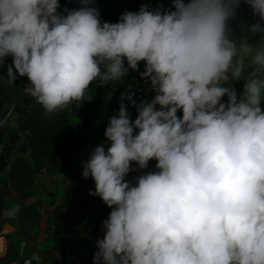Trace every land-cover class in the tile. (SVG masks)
Masks as SVG:
<instances>
[{
    "label": "clouds",
    "instance_id": "1",
    "mask_svg": "<svg viewBox=\"0 0 264 264\" xmlns=\"http://www.w3.org/2000/svg\"><path fill=\"white\" fill-rule=\"evenodd\" d=\"M80 3L60 12L59 0H0V66L11 56L9 82L27 77L24 91L51 117L144 62L156 94L137 104L121 93L107 148L82 161L89 195L111 209L92 264H264V0H243L259 17L247 29L261 34L255 44L231 38L241 0L143 4L114 23ZM151 160L156 171L125 179Z\"/></svg>",
    "mask_w": 264,
    "mask_h": 264
},
{
    "label": "trees",
    "instance_id": "2",
    "mask_svg": "<svg viewBox=\"0 0 264 264\" xmlns=\"http://www.w3.org/2000/svg\"><path fill=\"white\" fill-rule=\"evenodd\" d=\"M162 0H94L91 5L100 13L102 22H117L120 15L125 11L136 12L137 5H150L161 2ZM60 12L67 8L69 10L80 8L83 5L80 0H59ZM259 20L254 16L251 8L241 3L236 10V16L229 21L232 29L231 36L238 38L248 35L249 43H258L260 33L249 35L247 29L250 25ZM12 57L5 59L4 65L0 66V111L6 103L12 105L11 110L16 115V126L7 130L6 125L0 123V211L5 197L9 193L14 195L15 200H22L28 196L30 188L34 185V174L38 173L45 164L54 170H64V179L66 184L63 187L64 193L81 191L82 183L68 170L71 162V154L79 152L89 146V144L100 145L101 139L88 137L84 132L76 130L70 123V116H77L86 121L87 112L91 110L95 114L103 112L109 104V94L111 93V84L103 87L98 86V81H93L86 93L91 95V100H85L83 103L73 102L67 108L51 117L45 115L44 109L35 102V99L26 92L19 94L15 92L3 91L5 87L14 85L15 88H23L29 82L27 77L17 74L15 81L9 82L7 77V67L11 65ZM141 66L139 63L138 68ZM15 72V69L13 68ZM136 73L140 75L139 70L129 69L128 74ZM15 144L17 145L14 149ZM107 148L106 145H104ZM19 151V155H13V152ZM30 160V162L27 161ZM156 161L151 160L147 168L139 169L133 162V171L125 177L131 183H135V178L145 172L156 171ZM7 168V178L1 176V173ZM38 201L27 202L19 205L17 212V228H21L24 223L32 222L38 212ZM64 203H57L50 209V218L56 221L63 214ZM109 212H102L93 218H89L84 225H98L108 217ZM76 228V227H75ZM7 244L4 253L0 256V264H6L16 260L15 244L9 235H5ZM20 236V235H19ZM75 240V239H74ZM69 243L76 244L78 247L89 250L92 254L97 251L96 243H87L76 241ZM94 247V250H93ZM43 253L50 262H54L57 254L49 249H42L39 254L43 260ZM18 264V263H14Z\"/></svg>",
    "mask_w": 264,
    "mask_h": 264
},
{
    "label": "crops",
    "instance_id": "3",
    "mask_svg": "<svg viewBox=\"0 0 264 264\" xmlns=\"http://www.w3.org/2000/svg\"><path fill=\"white\" fill-rule=\"evenodd\" d=\"M231 38L239 42L242 37L235 38L231 36ZM143 70L144 62L141 61L139 72H142ZM250 70L251 69L249 68L248 71ZM135 74L136 73L130 74V78L133 79ZM126 82H130V79ZM244 82L243 78L237 81H232V86L238 95L243 91ZM120 84H122V81ZM121 93H125L123 89L120 87L114 89L111 83V93L109 94V104L107 108L99 114H95L89 110L85 122H83L80 117L70 116L69 120L73 128L84 132L88 137L101 139V142L108 146L104 131L108 125L109 118L118 114ZM223 101L227 102V96L223 97ZM136 102L139 104L141 101ZM124 103L128 108L130 119L134 120L137 115L136 107L130 104L127 100H125ZM177 115H181L179 110ZM96 146L97 145L91 143L84 150L73 152L71 154V162L68 170L82 183L83 188L81 191L64 193L63 187L66 184L64 179L65 171L54 170L50 168L49 165L45 164L41 167L38 173L34 174V185L30 188L31 193L28 196L20 201L15 200L14 195L11 193H9V196L5 197L1 209L5 207H11L12 209L14 207L15 209L16 205H20L21 202L27 203L38 201V212L34 220L32 222L24 223L23 226L19 228L23 229L26 234H31L33 237H36L37 233L41 232L40 227L37 225L38 216L39 214H44L45 216L47 224L45 243H39L38 240L37 242H35L36 240L33 242L28 239L26 253L35 251L39 255V252L45 248L58 254L64 247H66L70 254L75 258V264H92V257L95 251L90 254L89 250L78 247L76 244L69 242L75 239L74 242L81 241L95 244L98 239H102L104 235L102 222L108 217L94 227L92 225H84V222L89 218L95 217L99 213L111 211V209L106 206L98 196L89 195L90 190L94 191V181L91 177L84 179L81 175L82 161H86L89 158L91 150ZM16 147L17 145L15 144L14 149H16ZM19 154V151L13 152V155ZM27 161L30 162L29 159H27ZM6 170L7 168L1 173V176L4 177L5 180L7 178ZM46 191L51 192V195H48ZM69 201L71 202L70 204ZM57 203H64L63 214L56 221H53L50 218V209ZM68 204L69 208L66 207ZM17 212L18 209H15L13 215L0 216V232H3L4 236L9 235L12 238L15 244V249L19 237H26V234H21L14 228L17 227L18 224ZM74 230L76 231L74 234L75 237L71 238L70 236L75 232ZM43 254L44 259L41 264H60L56 259L54 262H50L47 259L45 260V256H49V254ZM14 263L20 264V260L16 259L6 264Z\"/></svg>",
    "mask_w": 264,
    "mask_h": 264
},
{
    "label": "built area",
    "instance_id": "4",
    "mask_svg": "<svg viewBox=\"0 0 264 264\" xmlns=\"http://www.w3.org/2000/svg\"><path fill=\"white\" fill-rule=\"evenodd\" d=\"M125 93H129L133 96V99L135 101H148L150 100L156 93L152 90L150 82L146 81L145 79H142L140 75H134L131 82L126 85L125 87ZM159 106L157 105V108ZM262 108H264V102H262L261 105ZM15 209H19V204L16 205ZM15 209L11 207H5L1 209L0 216H9L13 215L15 212ZM26 246H27V240H25L23 237H19L17 244H16V254L20 256V264H25L26 261L31 260V264L37 263L41 264L42 259L40 257V254L38 255L35 251H30L26 253ZM4 246H2V249L0 247V253L3 251ZM33 255H36L39 257L38 260L32 259ZM56 260L60 264H75L76 260L75 258L70 254L68 249L64 247L60 253L57 254Z\"/></svg>",
    "mask_w": 264,
    "mask_h": 264
},
{
    "label": "rangeland",
    "instance_id": "5",
    "mask_svg": "<svg viewBox=\"0 0 264 264\" xmlns=\"http://www.w3.org/2000/svg\"><path fill=\"white\" fill-rule=\"evenodd\" d=\"M161 10L163 11L164 9H172L173 8V5H172V0H162L161 2L159 3H156V4H152L149 6V10L151 9H155V8H158V7H161ZM141 7V5H137L136 6V11L139 10V8ZM59 11V10H58ZM130 79V82H131V78H130V74H127L124 79H122V84L121 81H116V82H113L112 83V86L114 89H118V87L122 88L123 91H125V87L126 85H128L130 82H126L127 80ZM3 91L7 90L9 92H17L19 94H24L25 91H24V87L23 88H15L14 85H11L9 87H5L4 89H2ZM11 107L12 105L10 103H6L5 106L3 107V109L0 111V123L6 125L7 127V130H10L12 129L13 127L16 126V115L15 113L11 110ZM46 193L48 195H51V192L49 191H46ZM71 202L69 201V204ZM69 204L66 206L67 208H69ZM37 225L38 227H40L41 229V232L40 233H37L36 237H33L31 234H26V232L23 231V229H19L17 227H14L15 230H17L19 233L21 234H26L25 236L26 237H23L25 240H32L33 242H37V240L39 241V243H45V237H46V231H47V224H46V221H45V216L44 214H39L38 216V220H37ZM75 231V230H74ZM73 231V232H74ZM76 231L70 236L71 238H74L75 237V234ZM32 236V237H30ZM0 239H1V242L2 245L4 246L3 248V251L0 253V256L4 253L5 251V248H6V244H7V240H6V236L3 235V232H0ZM0 242V244H1ZM17 255V259H20V256L18 254Z\"/></svg>",
    "mask_w": 264,
    "mask_h": 264
},
{
    "label": "bare ground",
    "instance_id": "6",
    "mask_svg": "<svg viewBox=\"0 0 264 264\" xmlns=\"http://www.w3.org/2000/svg\"><path fill=\"white\" fill-rule=\"evenodd\" d=\"M2 243H3V242H1V244H0L1 249H2V246H3Z\"/></svg>",
    "mask_w": 264,
    "mask_h": 264
}]
</instances>
